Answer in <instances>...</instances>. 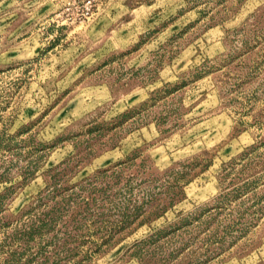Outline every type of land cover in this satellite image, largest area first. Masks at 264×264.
I'll list each match as a JSON object with an SVG mask.
<instances>
[{
  "label": "rangeland",
  "instance_id": "1",
  "mask_svg": "<svg viewBox=\"0 0 264 264\" xmlns=\"http://www.w3.org/2000/svg\"><path fill=\"white\" fill-rule=\"evenodd\" d=\"M0 264H264V0H0Z\"/></svg>",
  "mask_w": 264,
  "mask_h": 264
}]
</instances>
